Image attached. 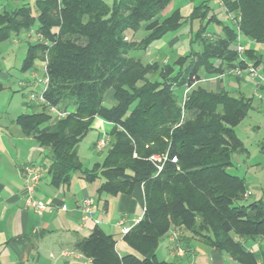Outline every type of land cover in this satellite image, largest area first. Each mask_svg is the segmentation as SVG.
<instances>
[{
	"label": "trees",
	"instance_id": "16d2710c",
	"mask_svg": "<svg viewBox=\"0 0 264 264\" xmlns=\"http://www.w3.org/2000/svg\"><path fill=\"white\" fill-rule=\"evenodd\" d=\"M170 1L34 0L0 11V42L33 28L44 38L27 43L20 70L36 69L35 63L46 57L44 97L73 109L51 122L41 108L19 114L14 123L23 136L47 149L46 172L53 187L68 186L73 174L86 182L100 179L98 196L130 194L142 184V217L123 235L133 253L120 256L112 235L95 224L75 244L92 264H172L156 255L171 224L240 264H257L258 255L236 237H264V201L236 204L247 185L227 169L234 153L246 152L235 127L252 100L224 89L209 90L200 80L232 73L246 62L264 70L262 55L250 44L243 59L235 47L237 26L244 40L263 44L264 0H219L231 16L225 21L209 15L207 0L194 6L187 20L199 26L190 43L201 49H191L171 64L160 68L157 62L143 63L129 55L182 26L178 9L159 16ZM211 23L220 25L217 37L207 33ZM140 29L144 34L133 38ZM156 72L157 79H151ZM96 117L112 124L110 144L102 161L88 169L80 162L77 145ZM162 155L167 159L157 172L150 158ZM173 156L176 162L170 160ZM199 230L207 233L196 237Z\"/></svg>",
	"mask_w": 264,
	"mask_h": 264
},
{
	"label": "crops",
	"instance_id": "0c3cea01",
	"mask_svg": "<svg viewBox=\"0 0 264 264\" xmlns=\"http://www.w3.org/2000/svg\"><path fill=\"white\" fill-rule=\"evenodd\" d=\"M15 1L17 0H0V11L10 10L20 6H16ZM203 1L206 0H201L200 2H195V0L170 1L168 5L171 6L170 12H167L168 14L161 12L159 16L165 17L173 10L178 9L184 22L179 29L167 32L174 34L166 42L164 41V36L167 33L160 39L150 43L144 51L142 50V57L147 61L144 63L157 62L161 68L166 64L173 63L178 57L186 55L191 49L195 51L201 49L199 43H190V37L194 32L192 30L193 21L189 22L187 17L193 7ZM216 1L223 8L221 2L219 0ZM208 5L210 7L209 15H215L222 21L226 20L225 14L221 18L218 17L211 10L209 2ZM188 24H190V28L187 29L185 27L186 30L182 31V33L188 32L189 35L188 44L186 45L180 40V33L177 32ZM214 24L218 28L211 27L209 24L207 26V33L208 35L212 34L214 37H217L221 33L220 25ZM21 34L24 35V33ZM18 38L14 35V42H17ZM27 43L28 41L26 40V47ZM256 49L264 60V47L257 46ZM134 51H131L129 55ZM13 60L11 57L4 59L6 65L4 68L6 70L12 67ZM20 72L22 71L20 70ZM28 72H23L24 79L28 78ZM8 75V73L0 69V91L4 89L5 85L3 82L7 79ZM157 77L158 72L152 75L151 79L154 80ZM239 77L234 73L202 76L200 83L207 89L215 92L224 89L232 94L240 93L246 95L243 91H238L237 89H239L240 85L249 86V81L247 77L245 79ZM17 85L24 89L20 81ZM254 89L257 97L261 98L264 96V86L256 85ZM24 91L25 93L22 92V94L26 96V90L24 89ZM246 96L251 98L253 104L254 96L250 94ZM107 98L110 101L111 92L107 93ZM24 100L23 106L25 110L19 114L41 110L38 105L28 102L26 97ZM252 104L250 110L252 109ZM19 114L9 119V125L0 123V264H92L91 260L75 247L76 242L86 237L95 225L91 220L84 224L80 222L78 206L80 200L86 196L94 197V217L98 220L97 224L106 233L112 235L118 254L121 256L133 253V250L123 240L124 234L121 233V228L133 226L142 217L145 208L142 184H136L130 194L116 196L101 194L98 196L96 189L100 181L96 183L95 181L86 182L78 174H73L68 186L53 187L49 183L50 177L46 172L48 159L44 151L40 147H37L38 157L36 158L35 156H31L27 149L25 150L21 147L22 142H25V140L34 141V139L23 136L19 127L14 123L15 118ZM54 121L51 119V122ZM95 121L102 127L109 126L108 130L112 127L111 123L98 117L94 118L92 124ZM101 135L97 131L96 138ZM36 145L38 144L36 143ZM93 145V148H95V142ZM259 145L261 146L260 155L264 156V143L260 142ZM244 148L247 151L245 146ZM29 163L39 164L43 168L42 177L36 187L35 197L40 201L48 203L52 207L41 212H36L32 207L26 206L23 201L25 195L24 166ZM250 166L254 172H258L264 169V162L257 159L253 163H250ZM45 174L48 176L46 179ZM249 195L251 194L249 193ZM257 200L260 199L253 201ZM61 206L65 208L61 209ZM171 231L177 230L175 228L170 229L169 234L165 235L158 243L156 255L161 260H166L172 264H240L225 251L214 246H209L200 239L189 237L184 233L181 235L178 234V239L172 241L168 237ZM236 239L246 250L258 255L257 264H264V237L260 236L254 239L236 237ZM178 247L182 250V254L177 253L176 249Z\"/></svg>",
	"mask_w": 264,
	"mask_h": 264
},
{
	"label": "rangeland",
	"instance_id": "374dc122",
	"mask_svg": "<svg viewBox=\"0 0 264 264\" xmlns=\"http://www.w3.org/2000/svg\"><path fill=\"white\" fill-rule=\"evenodd\" d=\"M106 2L110 3L111 0H105ZM201 0H195V2H200ZM24 2H28L29 4H33L34 0H17L15 1L16 6L23 4ZM211 10L214 11L218 17H223L225 14L224 9L217 4L216 0H208ZM4 3V2H3ZM169 5V4H168ZM166 6L163 11L164 14L167 12L169 13L171 6ZM9 8V7H8ZM167 13V14H168ZM233 14V13H232ZM239 17V16H238ZM239 19V18H238ZM211 27L218 28L217 25L214 23L210 24ZM190 28V24L187 26H183L177 33L179 34L180 40L188 44V32L182 33V31L186 30V28ZM198 27V22L193 21L192 22V30L195 31ZM35 29L29 30L28 32H23L21 35H15V37H19L17 42H14L15 39H13L14 35L12 34L10 37H8L6 40L0 43V69L3 72L8 73L7 79L3 82L5 87L3 90L0 91V123L9 125V119L11 117H14L15 115L23 112L24 106L23 102L25 101V95L22 94L25 93L24 89L20 88L18 84L19 81L23 80L24 73L20 72L19 67L22 63V60L25 56V50H26V40L31 43L36 42H43L44 38L39 36L38 34L34 33ZM27 34V35H26ZM144 34V31L140 29L138 32L133 34V38L138 39L140 36ZM174 33H167V35L164 36V41L171 37ZM252 46L256 49V47H264V42L262 43H255L251 42L249 47ZM257 50V49H256ZM142 50L134 51L131 53V55L141 58L142 62H147L142 57ZM7 57H11L13 60L12 67L8 70H6L4 67L6 66L4 63V59ZM41 64L42 60H38L36 64V72L39 73V76L41 75ZM257 71L260 75H262L264 79V70L260 67H256ZM26 76V75H25ZM247 77L249 86L240 85L238 91H243L246 95L250 94L253 95V104L252 109L248 112L247 116L235 127L236 135L241 139L244 146L247 148V151L245 153H234L232 155V165L228 167V171L231 174H236L240 177H243L246 185L248 187V191L245 192V194L242 196V199L239 201H236V204H247L255 199H260L262 202L264 201V169L258 172H254L250 166V163H253L257 159H260L264 162V156L260 155V145L259 143H264V96L261 98L257 97L254 91L256 85H260L258 82L257 77H250L248 75H242L239 78L245 79ZM227 79V78H225ZM228 80V79H227ZM256 84V85H255ZM228 89V87H226ZM229 90V89H228ZM238 94V93H237ZM244 95V94H243ZM244 95V96H246ZM247 97V96H246ZM103 125V124H102ZM260 126V127H255ZM104 127V126H103ZM100 126V124L95 121L92 124L91 130L84 136V138L79 142L77 145V154L80 159V162L82 163L84 168H91L95 163H100L106 153V149H103L101 151H97L95 148H93V143L96 142L98 138H96L97 131L98 134L102 133H108L110 130L109 126H106L103 128ZM22 148L31 154V156L38 157L37 147L36 143L33 140H25V142H22L21 144ZM45 154L48 153L47 149H42ZM25 158V157H24ZM156 163L163 164V159L160 161H156ZM159 172V171H157ZM47 174H45V179L47 178ZM100 179H96V182H99ZM249 193L251 195H249ZM258 201V200H257ZM175 228L177 231V239L179 235L182 233L190 236H193L195 234H191L190 231L186 230L183 226H176L171 224L168 232L169 234L170 229ZM196 237H200L204 233H207L204 230H199ZM179 234V235H178ZM169 237V236H168ZM170 238V237H169ZM176 239V240H177ZM174 240V241H176ZM264 242V240H263ZM159 256V255H158Z\"/></svg>",
	"mask_w": 264,
	"mask_h": 264
},
{
	"label": "built area",
	"instance_id": "2783aa9c",
	"mask_svg": "<svg viewBox=\"0 0 264 264\" xmlns=\"http://www.w3.org/2000/svg\"><path fill=\"white\" fill-rule=\"evenodd\" d=\"M59 1V0H58ZM230 14H226V18L230 19ZM236 42L235 47L236 51L238 53V56L240 59L242 58V55L244 53V50L246 46H248L251 42L246 41L243 39L240 30L238 26L236 27ZM47 65V59L46 57L42 60L41 64V75L39 76V73L36 72V69H30L28 74V78L20 81V84L24 87L26 90V98L27 101L30 103H34L38 105L40 108H43L53 120H58L60 118L65 117L66 115L73 112L72 108H61L57 105H53L49 103L46 98L44 97V93L48 86V74L46 70ZM232 73H234L237 76L242 75H248L250 77H257L259 80V84L264 86V79L262 75H260L257 71V68L251 63L246 62L245 67L241 68L239 66H236L231 70ZM188 89H185L184 95L187 92ZM110 137L108 134L103 133L95 142V149L97 151H101L107 147H109L110 144ZM151 160L155 161L156 169L157 171H160L163 167V164L156 163V161H160L163 159V162L167 159L166 155L162 156H151ZM172 162H176V157L173 156L170 158ZM24 172H25V178H24V189H25V195H24V204L26 206L32 207L36 212H41L47 208H50L52 206L48 205V203H45L43 201L38 200L35 197V191L36 187L40 182V179L43 174V168L41 165L36 163H29L24 166ZM64 206H61V209H64ZM78 210L80 213V222L82 224L86 223L87 221H93L95 224L98 223V220L95 219L94 213H95V199L91 196L83 197L78 206ZM130 226H125L121 228V233L125 234L129 231ZM170 239L172 241L177 239V233L175 231H171L169 235ZM177 253L182 254V250L180 247L176 249Z\"/></svg>",
	"mask_w": 264,
	"mask_h": 264
}]
</instances>
